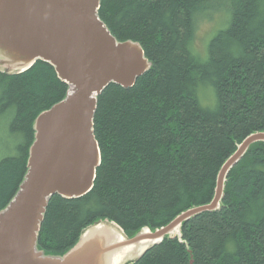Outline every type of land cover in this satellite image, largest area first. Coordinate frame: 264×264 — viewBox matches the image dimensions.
Here are the masks:
<instances>
[{"label":"trees","instance_id":"1","mask_svg":"<svg viewBox=\"0 0 264 264\" xmlns=\"http://www.w3.org/2000/svg\"><path fill=\"white\" fill-rule=\"evenodd\" d=\"M224 23L202 55L201 20ZM101 20L120 42L139 43L152 69L131 89L111 84L98 97L95 136L102 164L79 199L54 196L38 249L64 256L98 221L130 238L210 204L226 161L264 132V0H102ZM205 57V58H204ZM212 88L213 109L200 94ZM70 86L49 63L0 71V122L14 147L0 152V212L28 171L37 117L65 100ZM264 264V143L232 169L221 209L182 226L135 264Z\"/></svg>","mask_w":264,"mask_h":264},{"label":"water","instance_id":"2","mask_svg":"<svg viewBox=\"0 0 264 264\" xmlns=\"http://www.w3.org/2000/svg\"><path fill=\"white\" fill-rule=\"evenodd\" d=\"M101 1L0 0V71L21 74L43 61L70 86L65 100L35 120L27 174L0 212V264H135L165 239H181L185 223L219 211L228 175L254 144L264 143V132L247 137L220 170L213 201L165 227L143 228L130 238L115 222L102 220L64 256L40 251L51 199H79L94 189L102 164L95 136L98 97L111 84L133 88L152 69L139 43L118 41L101 20Z\"/></svg>","mask_w":264,"mask_h":264},{"label":"rangeland","instance_id":"3","mask_svg":"<svg viewBox=\"0 0 264 264\" xmlns=\"http://www.w3.org/2000/svg\"><path fill=\"white\" fill-rule=\"evenodd\" d=\"M223 23L224 20L222 16L220 17L219 15L200 21L195 36V47L202 55L205 56L210 42L213 40L218 30L222 28L221 24ZM200 100L204 107L213 109L216 105L213 89L208 88L203 90L200 94ZM1 124L2 122H0V152L4 153L6 149L14 147L15 144H13L12 140L7 135L6 128Z\"/></svg>","mask_w":264,"mask_h":264}]
</instances>
